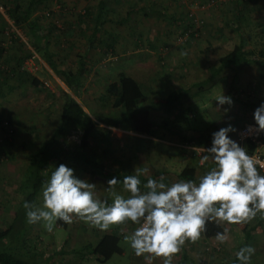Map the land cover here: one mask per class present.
I'll list each match as a JSON object with an SVG mask.
<instances>
[{
	"label": "rangeland",
	"instance_id": "rangeland-1",
	"mask_svg": "<svg viewBox=\"0 0 264 264\" xmlns=\"http://www.w3.org/2000/svg\"><path fill=\"white\" fill-rule=\"evenodd\" d=\"M120 2L121 4L114 2L113 5H109V9L111 11L108 14V20L115 21L124 19L127 16L126 13L129 12V9H131L133 12L132 17L135 19L137 18V26L135 25L137 30L144 27L150 31L167 30L177 32L178 37L175 35L172 38V43L175 45H177L179 39L181 38L179 36L180 30H178L174 24H171V22L167 23L160 19H155L152 22H147L146 24V21L143 22L141 18L138 8L139 4L144 2L146 8H149L148 5L150 3L155 4L158 7V11L163 10L167 15H173L174 17L181 19L183 18L187 22L193 21L199 36L198 40L195 42L196 44L194 43L195 45L193 44L194 46L188 49L203 47L206 46V44L210 45V43H213L215 48L212 50L211 54L208 55L211 62H215L219 57L225 55L230 51L233 45L239 44L241 40H244L243 45L246 51L252 50L258 52L259 50H264V28H261V24H259L262 23L264 15L261 14L256 16V12L248 11L247 13L250 16L248 20L249 23L245 24L246 26L243 25L246 29L241 27L242 32L237 33L231 26L228 25L230 21L234 20L236 14V7H234V4L232 3H224L222 0H217L214 4L211 3V0H122ZM96 5V0H87L86 5L84 4L83 8L87 9L91 19L88 23L87 19L82 17L84 20L82 22L88 23V28H90L91 24L94 22L92 20V16L96 11ZM250 7L256 8L254 5H251ZM81 11V9L78 11L72 10L71 8L66 9V7L61 8L55 0H44L41 5H36V9L31 14L32 18L38 21L40 28L44 32L50 23H53L56 26V29H54L51 37L52 43L50 48L51 51L56 54V65L59 68L68 67L75 69L79 58L85 54V47L88 45L79 33L80 29L77 27L78 24L74 23L77 19L76 14H81ZM2 18L5 27L2 31V35L0 34V44H4V47L9 55L16 52L18 57H27L24 58L20 67L28 71L26 68V62H31L33 70L28 72L32 77L38 79L44 87H47L48 91L54 92L56 90V86L54 84V82H56L61 89L65 90L77 101H79L81 96L76 97L67 88H65V85L34 52L31 44L29 43V38L26 36L27 30H21L16 26L14 27L13 23L6 15ZM110 21L106 22L104 25L103 29L106 33L101 34L99 36L100 38L93 42L92 48L88 53L89 62L86 63L88 64L89 69L87 74L84 76V85L81 88V95H83V97L87 95L90 97L94 105H98L99 110H96L97 112L108 114L117 110L113 105L115 103L114 99L108 98V100L103 101L99 100V98H101L105 93L106 81L108 82L105 76L107 75L106 71H109L105 69L106 66L109 65V62L114 63L117 68L121 67V70H124V72L133 77L144 89L145 93L148 94L149 99L150 96H152L150 90H154V88H151V85L147 81L145 77L147 76V73L144 72L143 68L139 67V65L131 64L129 67L130 69L127 70V68L122 66V63H124L123 61L135 56L136 54L133 52H137V50H139L132 46V37L128 34V32L132 33L130 26L123 23L122 25L114 24L115 22L112 23ZM114 33L117 34V37L121 38V42L117 41V45L115 46L116 50L113 52V55L106 56L102 53L105 47L101 40L105 41L107 38L106 36L112 37ZM241 34L242 36H239ZM13 41L15 43H13ZM209 47H211V45ZM135 63L137 62H134V64ZM110 67L111 66H109V69H111ZM151 68H153V66ZM113 74L115 76L116 73ZM222 74L225 78L224 82L226 84V81L228 83L234 73L225 70ZM256 83L258 85H256ZM7 86L10 87V89L6 90V88L2 86V92L4 94L0 95V227L2 228L9 225L12 213L18 206L19 199L22 194L20 182L23 179V171L28 165L30 155H32V152L40 142L39 137L35 135L42 126L43 122V115L40 114V111H43V109H47L48 107L49 111L55 112V108L57 107L56 103L54 105L51 104V101L46 97V90L41 87L38 89H32L26 85V87L23 88L19 87L12 80L7 82ZM225 87L226 86L223 84L217 89H215V87L214 89H204L205 91L202 94H195L194 99H196L197 102L190 105H184L179 109L183 112L184 117L186 118L185 122L190 125L189 127L192 128L195 126L194 123L198 122L197 127H199V129H205L210 126V123L205 124L202 121L203 115L202 113L200 114L199 108L202 103L206 104L208 107L207 112L209 109H212V113H215L216 111L219 112V114L215 116V118H220L218 119L220 123H216L217 125H231L236 130L233 133H229L230 138L236 141L237 131L245 123H254L253 113L261 103H264V67H260L255 64L253 66L246 67L245 69L242 68L237 73L235 87L239 93V100H232L233 103L229 106V115L227 116L226 114L225 117H223L222 114L224 110L221 109L222 107L216 108L214 104L217 103L216 100H218L221 94L225 91ZM196 90L198 91L199 89ZM170 92H173V88L163 89L160 93H158V95L160 98H165ZM155 98L159 97L156 96ZM90 99L87 100L89 101ZM79 102H81V100ZM247 102L252 103L253 107H248L246 104ZM190 114L194 115L195 118H189ZM204 115L206 117L207 113L205 112ZM98 127L102 130L106 129L103 125L98 124ZM171 128L173 129L174 127ZM71 141L77 142V136L74 135L71 138ZM209 141H211V139ZM209 141L206 140L202 144H206ZM91 144L94 145L95 142L91 140ZM118 146L122 145L117 143L114 146L115 149H117ZM159 147L161 146L151 145L150 147H147L149 148V151L146 152V157L148 156L150 163L152 159L151 166H146L147 171L158 167L156 165L159 164V162L154 165L153 161L154 156L156 154H160L158 151L156 152V150H160L158 149ZM198 147H205V145ZM90 152L92 154L93 151ZM162 152H165V150ZM172 153L173 151L171 150L167 152L168 155H171ZM188 153H190V156H192L194 160L195 158H198L199 160H196L200 161V158H202V156H197L198 154L195 152ZM95 154L96 153L94 151V155ZM194 154L196 157L193 156ZM98 155L101 154L98 153ZM103 156H111V154L104 153ZM126 156L127 155L124 154V158H126ZM158 160H161V158ZM171 166L172 164L167 165L166 167H161V170L173 169L175 171H180L178 166L176 168ZM202 166L206 167V164H203ZM118 172L122 173V171ZM74 174L79 179H83L85 177V174L79 169H74ZM50 175L51 173L48 172L47 180L50 178ZM106 179L108 182L109 179ZM120 181L121 183L115 185L112 189H107L108 183L106 182L102 188L103 195L100 196V199L107 200L108 203H111L116 195L127 197L128 193L123 188L122 180ZM42 190L43 187L38 192L35 201V205L39 207L43 206ZM27 225L28 229L26 228L23 230L18 228L16 235L17 239L13 240V243L11 242V239H7L2 243L6 242L5 246L9 252L12 251L28 263H32L33 260H37L40 264H44L46 262L45 259H50L49 261L54 259V264H59L58 259H68V264H75L77 259H83L80 262L77 261L76 264H149V261L145 260L143 257L135 256L129 242L125 240V236L130 235L133 231H135L136 228L134 229V227H137V225H131L130 222L122 225H115L108 231H101L93 227L99 234L117 233L120 235L119 245L122 248L123 253L121 255H113L109 260L103 262L95 260L94 256L90 254V247L86 248L84 251V258H82V252L78 253V258H76V256L72 257L71 255L68 257H62L63 253L59 252V249L61 248L64 239L67 238V232L63 228L57 226V223L52 231H47L40 224L28 223ZM71 225L74 229H78V226L80 227L81 225H85L87 228L92 227L79 219H74V222ZM221 225L225 227V233L228 237L224 243L221 244L217 242L215 238L205 239L203 236L195 242L186 241L180 253L173 258L172 264H177L183 253H185L187 258L191 259L194 264H222V262H226L230 256L234 254L235 248L244 243V237L240 229L235 224L223 223ZM261 228L262 232H259L256 235L255 241L251 245L255 248V254L252 256L251 264H264V223ZM95 230L90 231L88 229L87 232L80 233L82 234L84 240L90 241V239L98 237ZM25 231L27 235L26 238L33 241L32 246L37 252L32 249L30 242H25L23 244V240L20 241L22 237L24 238ZM50 242H53L55 245V247H52L53 253L52 249H50L51 252L46 251V247ZM71 259L74 260V262ZM151 264H162V259H154L151 261Z\"/></svg>",
	"mask_w": 264,
	"mask_h": 264
},
{
	"label": "trees",
	"instance_id": "trees-1",
	"mask_svg": "<svg viewBox=\"0 0 264 264\" xmlns=\"http://www.w3.org/2000/svg\"><path fill=\"white\" fill-rule=\"evenodd\" d=\"M61 8H64L61 0H55ZM87 2V0H85ZM214 3L217 0H213ZM224 3L229 2L234 4L235 18L233 21L228 23L237 33L242 32V28H245V24L249 23L250 18L249 12H256V16L261 14L264 15V0H228ZM44 0H0V4L4 9V14L13 23L14 27H18L21 30L26 29V35H28L29 43L31 44L34 52L39 56V58L45 62L49 69L54 73V75L65 85V87L76 97L81 96L82 99L88 97L81 95V88L84 85V76L88 72V53L92 48L94 41L100 38L101 34H104V25L108 20V14L111 11L109 9L108 0H96L97 7L92 20L91 27L88 28V23L91 19L87 9L82 8L81 14H76L77 19L75 21L77 27L80 29V35L85 39L87 47H85L84 55L79 58L77 66L75 69L71 68H59L56 65V54L51 51L52 35L56 26L50 23L46 28L45 32L40 28L37 20L32 18V12L36 9V5H41ZM223 3V4H224ZM251 5L256 6L250 7ZM44 6V5H43ZM149 8L138 7L141 18L143 22L149 19H160L164 22H171L174 26L180 30L179 36L181 37L177 43L180 47L186 48L191 44H194L198 40L199 33L196 31L195 23L193 21H185L183 18H177L173 15H167L163 10L158 11V7L155 4H149ZM134 10V8H133ZM131 9L127 12V16L121 20H115L110 22H115L114 24H128L132 30V39L134 40V48L142 49L145 46L148 48L154 47L151 43H158L157 41H147L144 39V34L148 31L144 27L137 30V18L131 16ZM87 19L88 23H83V18ZM171 19V20H170ZM242 23V25H241ZM147 24V23H146ZM261 28H264V19L262 21ZM245 25V26H243ZM5 27L3 18L0 15V34ZM63 30V29H61ZM152 31V30H151ZM149 30V32H151ZM251 32V31H250ZM144 33V34H143ZM117 35H112L108 37L105 41L101 40L104 44V51L102 52L106 56L113 55L115 52L114 45L118 37ZM239 36H242L239 35ZM18 40V39H17ZM183 42V43H182ZM1 43V42H0ZM13 43H15L13 41ZM21 44V43H20ZM244 40H241L239 44L233 45L229 52H227L222 57H219L215 61V65L209 68L210 77L207 80L211 81L217 76H223L225 70L233 72V76L230 81L225 84V78L221 80L220 84L216 83L215 89L219 88L221 85H225V91L223 95L231 97L232 100L238 99V91L235 87V81L237 80V73L246 67L257 65L264 67V50L246 51L244 49ZM22 45V44H21ZM206 46H210L207 44ZM23 47V45H22ZM163 47V45L158 46V49ZM211 48V47H209ZM12 55V56H10ZM8 54L4 44H0V95L4 94L2 91V86L9 90L10 87L7 86V82L12 80L19 87L25 88L26 85L32 89L43 88L46 90V97L51 101V104L57 105L55 112H51L47 109L40 111L43 115L42 126L36 132L35 135L39 137V145L34 149L32 155H30V160L28 165L23 171V179L20 182V187L22 194L19 199V203L15 211L12 213L11 219L9 220V225L0 231V264H40L37 260H33L32 263H28L14 254L12 251H8L6 248L7 239L13 240L17 239V232L19 229H28V222L26 219L25 212L23 208V202L25 200L29 201L35 205L36 196L40 189L44 186L47 181V173L54 171L55 167L60 164H65L66 166L79 169L85 174V178L93 175H102L105 178L111 180L113 177H117L118 180H123L125 175H129L128 172H118L120 170L109 167L106 163L99 160V157L94 155V152L88 150L89 141H94L98 148H103L99 151L101 156L104 153H110L112 151V139L110 138L109 132L106 130L99 129V125H103L111 128H119L126 131H132L136 134L143 136H153L156 129L161 127L157 122L151 119L152 112L160 108L169 109L176 103L183 91H177L173 89L165 98L160 99H149L148 94L145 93L144 89L140 84L130 75H128L124 70L115 67L114 63L109 62L105 70L107 75L105 76L108 80L106 81L105 93L99 100H108V98H113L115 103L113 104L116 111L112 113H96L94 119L89 116L82 108V106L76 101V99L71 96L68 92L61 89L56 82V90L54 92L48 91L47 87H44L40 81L31 76V74L22 69L20 66L27 57H18L17 53ZM253 56V58H252ZM257 56V57H256ZM109 66H111L109 69ZM128 70V69H127ZM113 73H116L115 76ZM110 75V76H109ZM109 76V77H107ZM256 85H258L256 83ZM218 86V87H217ZM179 89V88H178ZM151 91V90H150ZM204 92V90H203ZM152 93V91H151ZM106 102V101H105ZM217 102V101H216ZM217 104V105H216ZM214 104L216 108H221L224 110L223 117L227 114L229 115L230 107L229 105L219 106L218 102ZM248 107H253L252 103H246ZM217 109V110H221ZM225 109H228L225 112ZM217 112V111H216ZM215 112V113H216ZM39 114V113H38ZM219 114V112H218ZM222 117V118H223ZM219 117L215 118L214 121H218ZM246 124V123H245ZM244 125V124H243ZM242 125V126H243ZM241 126V127H242ZM263 141H264V132ZM77 136L78 141H71L73 136ZM245 148L249 155L254 153L256 145L247 141ZM205 154V153H203ZM259 171V169H258ZM195 167H185L179 174L177 178L180 180H192L195 179ZM161 176V175H160ZM159 174H154L150 178L155 179L160 177ZM165 176V174H162ZM142 184L146 183L149 178H140ZM199 181V180H198ZM255 221V222H254ZM254 222V223H253ZM264 223V216L257 214V216L248 223L236 225L244 237V243L235 248V252L226 262L222 264H239L236 260L235 253L243 246L252 245L255 241L256 235L262 232V224ZM252 224V225H251ZM57 226L66 229L67 224L62 221H57ZM27 231V230H26ZM26 231L23 240L25 242H30L31 246L33 241L26 238ZM218 232H226L225 227L216 222H210L206 225V231L201 234L205 239H213ZM120 235L117 233H109L99 235V238L95 245L82 247V251L86 248H91L90 254L94 256L95 260L98 262H103L109 260L113 255H121L123 253L122 248L119 245ZM34 251L35 248L32 246ZM17 251V249H16ZM37 252V251H36ZM77 254V252H75ZM46 260L44 264H54V259ZM177 264H194L191 259H188L186 254L183 253L181 259L178 260Z\"/></svg>",
	"mask_w": 264,
	"mask_h": 264
},
{
	"label": "clouds",
	"instance_id": "clouds-1",
	"mask_svg": "<svg viewBox=\"0 0 264 264\" xmlns=\"http://www.w3.org/2000/svg\"><path fill=\"white\" fill-rule=\"evenodd\" d=\"M216 101L219 106L233 103L223 94ZM253 120L256 130L264 132V103L255 109ZM235 131L231 125L220 128L207 142L211 147L200 149L205 153L201 164L211 159L215 166L198 182L166 184L161 176L142 184L139 173L129 174L122 180L128 196L116 195L111 203L97 198L96 184L77 178L73 168L60 164L43 186V206L23 202L27 222L40 224L47 231H52L57 221L70 225L74 219L101 231L131 222L139 227L125 240L135 256L149 264L157 258L162 264H172L186 241L199 240L208 223L240 225L258 213L264 216V175L258 171L259 162L230 138L229 133ZM107 183V189H112L121 181L113 177ZM215 239L222 244L228 237L218 232ZM254 254L255 248L246 245L235 257L239 264H251Z\"/></svg>",
	"mask_w": 264,
	"mask_h": 264
},
{
	"label": "crops",
	"instance_id": "crops-1",
	"mask_svg": "<svg viewBox=\"0 0 264 264\" xmlns=\"http://www.w3.org/2000/svg\"><path fill=\"white\" fill-rule=\"evenodd\" d=\"M108 1L109 3L107 5H113L114 2L117 4H121L120 1L122 0ZM61 2L63 3L64 7H66V9L71 8L72 10L78 11L84 7V4L86 5L85 0H61ZM139 7H145L144 2L142 4H139ZM131 16H133V13L131 14ZM153 20L155 19L146 20V23L152 22ZM128 34L131 37L133 36L131 32H128ZM113 35L117 34L114 33ZM144 35V39H146L147 41H157L158 43L152 42L151 44L154 47L148 48L145 46L144 48H142V50H140L139 48L137 52L134 51L133 53H135L136 55L123 61L124 63H122V66H124L128 70L130 69L129 67L131 66V64L139 65V67L143 68L144 72L147 73V76H145L147 81L151 85V88H154V90L151 89L152 96H150V99H154L156 96L159 98L155 99H160L158 93L167 88H173L177 91H183V94L180 95L178 101L174 103V105L169 109L163 107L152 112L151 119L161 126L156 129L153 136H143L132 131L104 126L106 128L104 130L109 132L110 138L113 142L112 151H110L109 153L111 154V156L104 157L98 155L99 151H102L103 148H98V145L96 143L92 145L91 140L89 141L88 150L93 152L95 151V157L97 155L99 157V160L103 163H106L109 167H113L114 169H118L122 172H128L130 174L139 173V178H150L152 175L158 174V172L159 176L165 174V176H163V182L166 184L178 182L180 179L177 178V174H179L185 167L194 166L196 171L195 179L196 182H198L200 177L215 165L214 162L209 159L204 163L206 164V167H203V164H201V158L200 161H197L199 159L195 158V160L197 159L195 161L188 152H194L192 149L193 146L198 147L206 145L205 143H202L206 140L209 141L210 139H212V133L218 131L222 127H227V125L223 123V125H217L216 123L220 122L214 121V119L218 112L212 113V109H209V111L207 112V105L202 103L199 108L200 114L202 113L203 115L202 121L205 124L210 123V126L205 129H199V127H197L198 122H195V126L191 128L189 127L190 125L185 122L186 118L179 108L183 107L184 105H190L194 102H197V100L194 99L195 94H202L204 89H214V87H216V83L220 84L221 80L224 79L223 76L219 75L217 76V78L207 82L210 77L209 68L215 65V62L210 61L211 59L208 58V55L211 54L212 50H214L215 47L213 43H210L211 48H209L208 46H203L194 49H188L194 46L196 43L194 45L191 44L189 46H186V48L185 46H177L172 43L173 36L176 35L178 37L177 32L174 31L158 30L149 32L148 30ZM117 41L121 42V38L118 37L116 39L114 48L117 45ZM131 41L132 46L134 47V40L132 39ZM160 45H163V47H160L158 49V46ZM134 62L137 63L134 64ZM152 66L153 68H151ZM196 89L199 90L197 91ZM87 99H90V97H86L84 99L80 98L81 102H79L80 100L76 101L82 106L83 110L89 116H91L92 119H94L95 114L99 113L96 111L99 110V107L98 105H94L91 99L89 101ZM204 111L207 113L206 117L208 119L205 117ZM189 118L194 119L195 116L190 114ZM171 127L174 128L172 129ZM117 143L122 146H118L117 149H115L114 146ZM151 145L161 146L158 148L160 150H156V152L158 151L160 154H156L153 161L154 165H156L158 162L159 164L156 165L158 167H156L155 169L147 171L146 166H151L152 159L150 163L148 156L146 157V152L149 151V148L147 147H150ZM164 150L165 152H162ZM169 150L173 151L171 155L167 154ZM123 153L127 155L126 158H124ZM193 156L196 157L195 154ZM159 158H161V160H158ZM170 164H172L171 167L176 168L178 166V169L180 171H175L173 169H167L163 171L161 170V167H166ZM160 177H156L155 179L158 180ZM87 178H85V180L87 179L88 182L96 184V196L97 198H100V196L103 195L102 188L106 184L107 179L102 175H93ZM131 225L133 224L131 223ZM1 228L2 227H0V229ZM5 228H2L1 230ZM135 228L136 226L134 227V229ZM88 229L90 231L95 230L93 227L87 228L85 227V225H81L80 227L78 226V229H74L71 224H67L66 229H64L67 232V238L64 239L63 244L59 249V252L63 253L62 257H68L71 255L72 257L76 256V258H78L79 252H82V258L85 257L84 251L81 250L82 247H84L85 245H95L100 235L98 231L95 230V233L98 234V237L95 238L96 240L90 239V241H86L83 239L80 232H87ZM52 247H55L53 242L48 243L46 251L51 252L50 249H52ZM75 252H77L78 255L75 254ZM58 260L59 264H68V259ZM81 260L83 259H77L75 261V264L77 263V261L80 262ZM72 261L74 262V260Z\"/></svg>",
	"mask_w": 264,
	"mask_h": 264
},
{
	"label": "built area",
	"instance_id": "built-area-1",
	"mask_svg": "<svg viewBox=\"0 0 264 264\" xmlns=\"http://www.w3.org/2000/svg\"><path fill=\"white\" fill-rule=\"evenodd\" d=\"M211 3L214 4V1L211 0ZM0 15L2 17H5L4 9L1 4H0ZM26 68L28 71H32L33 70L32 63L27 61ZM262 137H263V134L262 132H258L256 130L255 123H246L237 131L236 142L242 147H245V144L247 141H250L251 143H254L256 145L254 153L250 156L254 157V159H256L259 162L257 167L260 173L264 175V167H260V165H264V141ZM209 147H211V142L207 143L205 147L193 146L192 149L196 154H198L197 156L201 157L203 153L201 152L200 149L201 148L207 149ZM137 227H139V225H137Z\"/></svg>",
	"mask_w": 264,
	"mask_h": 264
}]
</instances>
